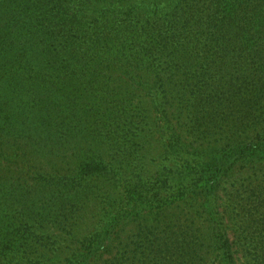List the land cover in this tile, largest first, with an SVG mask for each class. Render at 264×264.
Here are the masks:
<instances>
[{
    "label": "trees",
    "instance_id": "trees-1",
    "mask_svg": "<svg viewBox=\"0 0 264 264\" xmlns=\"http://www.w3.org/2000/svg\"><path fill=\"white\" fill-rule=\"evenodd\" d=\"M72 86L112 120L52 141L45 95ZM154 144L184 164L112 204ZM93 181L110 186L76 197V264H264V0H0V264H43L28 200L65 226L22 185ZM129 213L139 230L115 252Z\"/></svg>",
    "mask_w": 264,
    "mask_h": 264
},
{
    "label": "rangeland",
    "instance_id": "rangeland-1",
    "mask_svg": "<svg viewBox=\"0 0 264 264\" xmlns=\"http://www.w3.org/2000/svg\"><path fill=\"white\" fill-rule=\"evenodd\" d=\"M76 80L70 81V83H75ZM62 82V81H60ZM90 89H85L84 91H76V86L64 87L57 92H49L45 97L48 100L47 106L45 108L46 116V132L50 140L60 139L62 141H75L76 143L87 138L93 137L94 132L99 134L98 123H109L112 120L111 116H105L100 113L96 118L92 117L91 112H87V107L83 104L86 97L91 98V95H97L96 93H91ZM148 110H152L151 105H147ZM140 110V109H138ZM34 111V110H33ZM145 109L140 111V115L144 113ZM101 115V116H100ZM33 116V115H32ZM156 121L159 116L156 115ZM110 119V120H109ZM102 120V121H101ZM115 122L120 121V118H114ZM53 146V145H51ZM215 145L206 146L208 148H213ZM145 156L135 158V160L126 161L124 163L123 169L127 172V181L125 184L117 185L118 195L112 198V204H118V207H125L129 202L127 196H125V191L133 185L132 181H146L145 176H150L153 179V175L159 171L163 178L169 177L171 174V169L177 164H184L185 160L179 162H174L167 158L165 155L160 154L158 145L146 146ZM111 157L114 156L113 152H110ZM186 159H193V157H185ZM175 163V164H174ZM18 185L14 186L15 188ZM23 187L38 186L41 188L40 196L42 197L41 202L48 206H53L55 210L59 209V217L65 226L62 228H50L47 227L53 220L57 218H49L47 224L43 220H39L38 211L36 209V201H27V208H32V220L31 224L33 228L30 230L33 234L28 236V241L30 247L36 249L38 260L34 262L43 264H76V250L78 247L76 238L80 234V231H76V227L70 225L73 221H68L69 218L73 217L76 213V197L81 191L82 187H103L110 185H101L97 181L91 182V185H22ZM81 186V187H79ZM158 186V185H157ZM36 195L34 198H37ZM33 198V199H34ZM169 199V198H168ZM23 200V199H22ZM110 207V206H109ZM13 213H17V208H13ZM189 210L183 211V216L188 214ZM125 222H122L121 230L117 234L120 240L114 244V251L117 252L118 249L129 248L132 245V240L136 238V234L139 230V223L137 218L132 216L130 213L124 215ZM129 217H132L131 219ZM140 220V219H139ZM77 221V219H76ZM76 221L74 223L76 224ZM70 222V223H69ZM0 223V230L1 228ZM51 226V224L49 225ZM47 227V228H45ZM119 243V244H118ZM121 243V244H120ZM4 252V251H3ZM48 254L46 256H43ZM15 257V256H14ZM13 257V258H14ZM14 260V259H13ZM15 261V260H14ZM18 262V261H16Z\"/></svg>",
    "mask_w": 264,
    "mask_h": 264
}]
</instances>
